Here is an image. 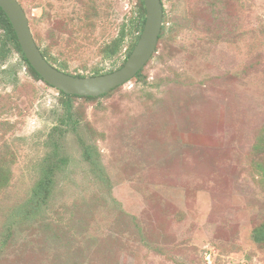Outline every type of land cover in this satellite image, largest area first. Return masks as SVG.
Returning <instances> with one entry per match:
<instances>
[{
  "label": "rangeland",
  "instance_id": "obj_1",
  "mask_svg": "<svg viewBox=\"0 0 264 264\" xmlns=\"http://www.w3.org/2000/svg\"><path fill=\"white\" fill-rule=\"evenodd\" d=\"M19 1L66 72L136 45L137 0ZM163 3L141 78L69 112L0 26V264H264V0Z\"/></svg>",
  "mask_w": 264,
  "mask_h": 264
},
{
  "label": "water",
  "instance_id": "obj_2",
  "mask_svg": "<svg viewBox=\"0 0 264 264\" xmlns=\"http://www.w3.org/2000/svg\"><path fill=\"white\" fill-rule=\"evenodd\" d=\"M143 1L146 9L145 23L125 63L116 70L91 76L66 72L44 56L19 0H0V7L10 19L30 64L49 85L70 95L101 96L134 78L156 52L164 25V5L162 0Z\"/></svg>",
  "mask_w": 264,
  "mask_h": 264
},
{
  "label": "trees",
  "instance_id": "obj_3",
  "mask_svg": "<svg viewBox=\"0 0 264 264\" xmlns=\"http://www.w3.org/2000/svg\"><path fill=\"white\" fill-rule=\"evenodd\" d=\"M163 2V0H162ZM164 5V3H163ZM164 14H165V7H164ZM145 18H146V9H145V4H144V1L143 0H137V7H136V11H135V15L131 18V24H130V31L131 32H136V35H137V38H139L141 32H142V29H143V26H144V23H145ZM0 26L5 30V34H6V42L8 43H11L12 46L21 54L22 56V59L25 61V63L27 64V66L29 67L31 73L37 77L39 80H42L44 81L45 83H47L42 77L41 75L34 69V67L30 64L29 60L27 59L25 53L23 52V49L21 47V44L19 42V39H18V36H17V33L10 21V19L8 18L7 14L4 12V10L0 7ZM164 28V27H163ZM163 31V29H162ZM162 37V33L160 35V38ZM122 39V35L121 37L119 38V40ZM138 41V39H137ZM160 41V40H159ZM137 43V42H136ZM40 47V46H39ZM158 48V46H157ZM157 50V49H156ZM43 52V50H42ZM44 56L46 57V54L43 52ZM47 58V57H46ZM48 59V58H47ZM49 60V59H48ZM50 61V60H49ZM143 70V69H142ZM141 71H139L137 73V75L135 77L137 78H141ZM70 73V72H69ZM80 76H83V75H80ZM48 84V83H47ZM49 85V84H48ZM121 86V85H120ZM119 87V86H118ZM117 88V87H116ZM114 90V89H113ZM61 93L64 94L65 98L63 100V103L65 105V108L66 110L69 112L73 106V103H72V100H71V97L73 96H77V97H84V98H87V99H94V98H97L99 96H80V95H70L62 90H59ZM112 91V90H111ZM107 94V93H106ZM104 94V95H106ZM104 95H101V96H104ZM88 150V149H86ZM88 156V154H86ZM90 156V155H89ZM38 190H42V192L44 191L45 192V187H44V183L41 182V185L38 186ZM46 193H44L45 195Z\"/></svg>",
  "mask_w": 264,
  "mask_h": 264
}]
</instances>
